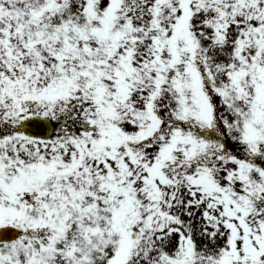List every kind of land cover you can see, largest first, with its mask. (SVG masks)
<instances>
[{
  "label": "snow or ice",
  "instance_id": "snow-or-ice-1",
  "mask_svg": "<svg viewBox=\"0 0 264 264\" xmlns=\"http://www.w3.org/2000/svg\"><path fill=\"white\" fill-rule=\"evenodd\" d=\"M0 264H264V0H0Z\"/></svg>",
  "mask_w": 264,
  "mask_h": 264
}]
</instances>
